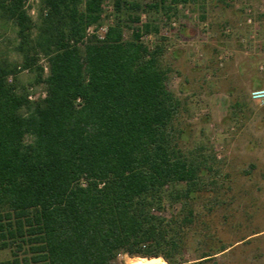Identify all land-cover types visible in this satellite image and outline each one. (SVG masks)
<instances>
[{
	"label": "trees",
	"instance_id": "1",
	"mask_svg": "<svg viewBox=\"0 0 264 264\" xmlns=\"http://www.w3.org/2000/svg\"><path fill=\"white\" fill-rule=\"evenodd\" d=\"M37 1L34 24L27 0H0L20 68L35 69L45 86L30 101L9 81L17 65L0 62V250L11 253L0 264H112L119 254L205 264L227 250L180 258L216 160L202 146L184 148L163 44L150 50L133 28L142 13L168 16L198 0H111L103 38L87 30L100 25L105 0ZM142 29L156 32L155 17Z\"/></svg>",
	"mask_w": 264,
	"mask_h": 264
},
{
	"label": "rangeland",
	"instance_id": "2",
	"mask_svg": "<svg viewBox=\"0 0 264 264\" xmlns=\"http://www.w3.org/2000/svg\"><path fill=\"white\" fill-rule=\"evenodd\" d=\"M25 6L37 23L39 2L27 0ZM246 6L253 26L239 28ZM102 9L100 25L87 33L97 38L114 22L111 0ZM152 17L157 31L145 32L142 26ZM133 28L150 50L163 44L162 65L170 71L167 87L183 104L179 129L184 148L202 146L216 160L213 172L202 177L180 258L195 263L209 248L224 246L229 248L205 264H264V104L249 98L252 90L264 87V0L178 4L168 16L142 13ZM131 34L132 29L124 28L126 40ZM16 44L14 26L0 21V62L17 65L9 81L30 101L44 98L45 86L36 82V70L20 68ZM36 66L45 77L43 55ZM172 208L166 207L163 216L169 218L178 206ZM137 258L119 254L112 264H132ZM10 259L9 250H0V263Z\"/></svg>",
	"mask_w": 264,
	"mask_h": 264
},
{
	"label": "built area",
	"instance_id": "3",
	"mask_svg": "<svg viewBox=\"0 0 264 264\" xmlns=\"http://www.w3.org/2000/svg\"><path fill=\"white\" fill-rule=\"evenodd\" d=\"M171 25L174 26L175 24L172 23ZM252 26H253V19H252L251 8L249 6L248 7L246 6L243 9V18H242V21L239 22L238 27L239 28H245V27L251 28ZM89 29L87 30V33H88ZM225 33L229 34L230 30L228 28H226ZM249 98L251 101H253L255 103L264 104V87L252 90L249 93ZM28 99H31V98L28 97Z\"/></svg>",
	"mask_w": 264,
	"mask_h": 264
},
{
	"label": "bare ground",
	"instance_id": "4",
	"mask_svg": "<svg viewBox=\"0 0 264 264\" xmlns=\"http://www.w3.org/2000/svg\"><path fill=\"white\" fill-rule=\"evenodd\" d=\"M162 264L163 261L161 258H150V259H145V258H137L135 259L132 264Z\"/></svg>",
	"mask_w": 264,
	"mask_h": 264
},
{
	"label": "water",
	"instance_id": "5",
	"mask_svg": "<svg viewBox=\"0 0 264 264\" xmlns=\"http://www.w3.org/2000/svg\"><path fill=\"white\" fill-rule=\"evenodd\" d=\"M150 264H152V263H150Z\"/></svg>",
	"mask_w": 264,
	"mask_h": 264
}]
</instances>
